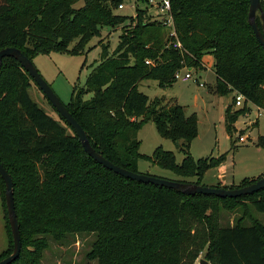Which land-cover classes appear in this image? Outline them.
Here are the masks:
<instances>
[{"label": "trees", "instance_id": "trees-1", "mask_svg": "<svg viewBox=\"0 0 264 264\" xmlns=\"http://www.w3.org/2000/svg\"><path fill=\"white\" fill-rule=\"evenodd\" d=\"M74 1L0 0V49L16 46L31 59L50 50L78 53L104 27L134 21L113 52L102 43L100 62L65 105L91 145L115 164L140 172L139 161L148 159L185 178L180 181L196 177L191 182L203 184L205 173L225 156L195 159L190 148L198 132L197 114H187L182 104L164 96L150 100L139 83L154 79L163 88L172 86L179 69H202L203 57L210 54L215 91L242 93L246 99L233 113L227 109L228 132L251 111L250 104L264 109V47L248 21L250 0H170L176 37L145 10L138 8L136 18L116 13L121 0H84L80 7ZM178 40L182 48L175 46ZM33 85L40 89L16 58L3 59L0 160L13 179L22 238L20 255L10 264H42L51 238L61 241L77 233L95 234L88 257L98 264H195L201 253L209 264H264V224L249 212L250 206L264 212V188L223 198L124 177L84 150L68 122L33 98ZM148 121L162 137L177 142L185 155L180 164L162 146L153 156L140 153L138 132ZM257 145L264 148V135ZM262 176L225 188L246 186ZM0 197L10 227L1 175ZM241 206L244 214L234 225L221 224L222 208ZM248 216L252 223L244 225Z\"/></svg>", "mask_w": 264, "mask_h": 264}, {"label": "rangeland", "instance_id": "rangeland-1", "mask_svg": "<svg viewBox=\"0 0 264 264\" xmlns=\"http://www.w3.org/2000/svg\"><path fill=\"white\" fill-rule=\"evenodd\" d=\"M74 2L75 7L84 4V0ZM103 2L110 4L109 0H103ZM156 2L157 0H121L120 3L124 7L114 8V10L116 13L136 18L139 16L137 10L139 8L145 10L146 16H151V19L154 20L160 14ZM132 24H135V22L123 21L116 27H104L101 34L91 38L78 53L50 50L36 55L33 62L62 102L68 104L74 91L86 85L88 75L100 62L102 43L108 44L110 52H113L118 45L120 35L124 32L123 30ZM167 31L169 34L170 29L168 28ZM77 41L71 42L69 49H73ZM203 59L206 68L190 69L193 74L192 79H183L185 69L182 71V76L177 78L172 86L163 88L157 80L144 79L139 83V90L147 94L150 100L164 96L170 102L175 100L182 104L187 114L195 112L198 116V132L191 143V154L195 159L207 157L211 154L215 158L220 155L225 156L220 165L209 169L205 173L202 183L215 186L221 181L223 187L225 185L230 186L231 183L237 185L244 178L257 177L264 171V148L257 145L259 135H264V109H261L258 124H255L253 128L242 129L246 128L251 122L250 120L253 121L255 118L256 106L249 115L239 116L238 128L233 125V128L228 132L225 109L226 105L231 102L234 103V93L220 95L215 91L214 57L206 55ZM196 79H198V82ZM200 83L204 85H200ZM31 94L49 114L58 116L57 111L49 103L41 89L33 85ZM86 97H90V94ZM232 103L230 104L231 113L235 111V106ZM246 134L251 138L245 142L240 141L239 135ZM138 139L140 140L139 151L143 155L153 156L155 149L162 146L163 149L175 153L178 164L185 157L184 153L179 151L176 141L164 138L158 133L153 121L143 124L138 132ZM139 171L171 180L185 179L148 159L139 161ZM186 179L195 181L197 178L188 177ZM4 208L0 197V256L5 252L9 254L13 250L8 229L10 227L7 226L8 222ZM249 212L253 218L264 224V212L257 211L253 206H250ZM243 214L244 208L242 206L233 210L224 207L221 210V224L234 225ZM251 223L249 216L243 222L244 225H250ZM94 239V233L72 234L61 241L51 238L49 246L43 251L41 263L98 264L97 259L88 257ZM201 258H204V253H201L195 264H199Z\"/></svg>", "mask_w": 264, "mask_h": 264}, {"label": "water", "instance_id": "water-1", "mask_svg": "<svg viewBox=\"0 0 264 264\" xmlns=\"http://www.w3.org/2000/svg\"><path fill=\"white\" fill-rule=\"evenodd\" d=\"M260 20V23H259ZM248 21L252 26L255 36L260 44L264 47V8L262 6L261 0H250ZM16 58L30 76L34 79L37 85L40 87L41 91L51 102L52 106L56 111L68 122V124L73 128L77 136L80 138L84 150L93 157L97 162L102 164L104 167L113 170L114 172L137 181L152 183L159 186H164L168 188L181 191L188 195H194L197 193L201 194H213L219 197H238L242 195L252 194L264 188V176L257 179L255 182L248 184L246 186L237 188H225L217 186H209L204 184H197L191 181H180L171 180L156 175H151L142 172H136L115 164L103 154L98 152L90 143L87 132L84 127L78 122V120L73 116L68 107L62 102L60 97L56 94L54 89L51 87L49 82L42 76L39 69L36 67L33 59L28 57L20 48L16 46H7L0 49V70L3 64V59L5 57ZM0 175L5 183V197L8 220L10 223L14 248L10 255L0 260V264H10L15 261L20 255L22 249V238L20 232V225L18 222L15 199H14V185L13 179L0 160ZM199 264H209V262L201 258Z\"/></svg>", "mask_w": 264, "mask_h": 264}, {"label": "built area", "instance_id": "built-area-1", "mask_svg": "<svg viewBox=\"0 0 264 264\" xmlns=\"http://www.w3.org/2000/svg\"><path fill=\"white\" fill-rule=\"evenodd\" d=\"M153 1V0H151ZM156 5L160 11V14L155 18L159 21H162L164 23L165 26H167V28L170 29L169 31V36L170 37H176L177 36V33H176V28H175V24H174V18L172 16V13H171V2L170 0H157L156 2ZM121 8L124 7L123 4H120ZM176 47L178 48H182V43L178 40L177 42L174 43ZM146 63L148 64H152L153 62L150 61V60H146ZM185 71L184 75H183V79L184 80H189V79H192L193 78V74L190 70V68H187V67H184V68H181L179 69L176 73H175V78H179L182 76V71ZM196 81L198 82V79H196ZM200 85H204L203 83H200ZM234 104H235V107L237 108H242L244 105H245V96L242 94V93H235L234 94ZM256 107L258 108L257 109V118H260L261 116V107L257 106ZM248 139H250V136L249 135H240L239 136V140L242 141V142H245L247 141Z\"/></svg>", "mask_w": 264, "mask_h": 264}, {"label": "crops", "instance_id": "crops-1", "mask_svg": "<svg viewBox=\"0 0 264 264\" xmlns=\"http://www.w3.org/2000/svg\"><path fill=\"white\" fill-rule=\"evenodd\" d=\"M208 55H210V54H208ZM206 56V55H205ZM204 58V57H203ZM214 63V62H213ZM203 68H206V65L204 64V59H203ZM235 94V93H234ZM233 99H234V97H233ZM232 103V102H231ZM231 103H229L228 105H226V109H225V111L227 112V109L229 108V106H230V104ZM234 106H235V104L234 103H232ZM250 106H251V111H249L248 113H246V114H244V115H249L252 111H253V108L256 106V105H254V104H250ZM237 109H239V108H237V107H235V110H237ZM258 109V108H257ZM261 111V110H260ZM225 117H226V113H225ZM238 121H239V119H237V121L235 122V124H234V126H236V128H238V126H237V124H238ZM251 122L246 126V128H242V129H248V128H253L254 127V125L255 124H258V121H259V118H257V111H256V115H255V118L253 119V121L252 120H250ZM244 123H247V122H244ZM247 135V134H246ZM240 136V135H239ZM251 138V137H250ZM264 173V171L260 174V175H262ZM260 175H258V176H260ZM257 176V177H258ZM254 178H257V177H255V176H253ZM221 182V181H220ZM218 184V183H217ZM232 184V183H231Z\"/></svg>", "mask_w": 264, "mask_h": 264}]
</instances>
